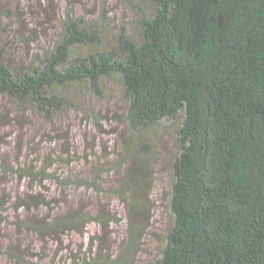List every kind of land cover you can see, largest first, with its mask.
<instances>
[{
	"label": "trees",
	"instance_id": "trees-1",
	"mask_svg": "<svg viewBox=\"0 0 264 264\" xmlns=\"http://www.w3.org/2000/svg\"><path fill=\"white\" fill-rule=\"evenodd\" d=\"M142 1L137 33L121 25L111 44L103 22L85 21L70 9L42 58L20 60L13 45L0 41V98L18 114L49 122L71 110L87 112L74 97L99 100L119 86L121 117L135 143L175 127L172 222L153 264H264V0ZM8 29L0 23V40ZM145 145L151 156L140 160L135 153L128 162L134 169L138 161L147 181L139 187L126 181L121 189L134 236L149 229V181L157 175V153ZM0 167L29 183L60 180L47 167ZM15 200L12 208L25 215L13 224L16 234H35L38 244L81 219L71 212L59 218L50 209L32 215L51 207L40 193ZM4 209L0 203V218ZM34 250L27 239L18 240L0 248V257L30 264ZM134 260L130 255L126 263Z\"/></svg>",
	"mask_w": 264,
	"mask_h": 264
},
{
	"label": "rangeland",
	"instance_id": "rangeland-1",
	"mask_svg": "<svg viewBox=\"0 0 264 264\" xmlns=\"http://www.w3.org/2000/svg\"><path fill=\"white\" fill-rule=\"evenodd\" d=\"M142 2L0 0V23L9 27V33L0 41L13 45L12 54H17L20 60L30 62L35 56L42 58L55 46L60 17L70 9L74 16L85 21L103 22L110 29L104 36L106 43L111 44L121 25H127L131 35L137 33L136 24L142 15L138 5ZM143 8L151 11L150 5ZM8 9L10 15L2 18ZM103 15H107V19ZM119 89L116 86L110 96L99 100L74 97L88 111L71 110L49 122L33 113L18 114L12 102L0 98V163L47 167L50 174H58L60 178L57 182L50 178L44 184L29 183L27 178L0 167V203L5 206L0 218V248L27 239V243L36 247L30 264H127L130 255L135 258L132 264H153L161 255L172 222L169 201L175 127L158 136L148 132L135 143L121 117L123 98ZM131 144L134 147L129 150ZM145 144L154 146L157 153V175L149 181L153 193L149 229L134 236L130 204L121 189L126 181L134 187L147 181L143 166L136 161L131 169L132 164L128 162L129 155L134 158L135 153L140 160L151 156L152 147ZM25 192L43 194L51 203L50 208L32 213L38 218L50 209L56 210L59 218L71 212L81 219L72 230L63 231L58 238L45 243L38 244L35 234L31 238L27 234L18 236L13 224L18 216L25 215L17 213L12 205L15 198L19 199ZM0 264L17 263L2 255Z\"/></svg>",
	"mask_w": 264,
	"mask_h": 264
}]
</instances>
